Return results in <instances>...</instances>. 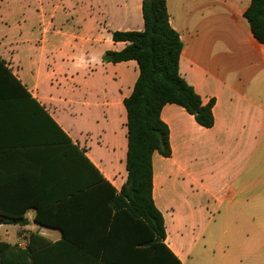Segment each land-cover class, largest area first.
<instances>
[{
    "label": "crops",
    "instance_id": "crops-1",
    "mask_svg": "<svg viewBox=\"0 0 264 264\" xmlns=\"http://www.w3.org/2000/svg\"><path fill=\"white\" fill-rule=\"evenodd\" d=\"M250 1L166 0L170 25L183 42L179 73L203 104L214 100L211 128L175 104L160 112L171 154H152V199L164 220V243L181 264L194 252L201 259L211 253L204 237L218 216L220 236L233 230L245 242V264L262 262L264 223L254 217L264 214V46L243 17ZM197 2H204L206 15L193 26L182 22L183 40L172 6L186 20ZM141 4L0 0V148L23 143L49 150L60 128L120 191L127 176L123 101L139 70L134 60L107 63L102 57L127 45L113 33L143 30ZM15 167L0 164V179ZM243 212L251 222L235 224ZM34 213L25 212L24 226L0 221V244L22 251L29 232L59 241L60 230L38 226Z\"/></svg>",
    "mask_w": 264,
    "mask_h": 264
},
{
    "label": "trees",
    "instance_id": "trees-1",
    "mask_svg": "<svg viewBox=\"0 0 264 264\" xmlns=\"http://www.w3.org/2000/svg\"><path fill=\"white\" fill-rule=\"evenodd\" d=\"M141 14L143 30L113 33L114 41L127 45L102 57L107 63L134 60L139 70L123 101L125 183L116 193L60 128L49 150L23 143L1 147L0 164L16 167L0 179V221L27 225L24 214L33 209V222L59 229L61 238L50 243L29 232L22 251L0 244V264H181L164 243V220L152 199V154H171L160 112L175 104L211 128L214 100L203 104L179 73L183 42L170 25L166 0H142ZM243 17L264 46V0H251Z\"/></svg>",
    "mask_w": 264,
    "mask_h": 264
},
{
    "label": "rangeland",
    "instance_id": "rangeland-1",
    "mask_svg": "<svg viewBox=\"0 0 264 264\" xmlns=\"http://www.w3.org/2000/svg\"><path fill=\"white\" fill-rule=\"evenodd\" d=\"M174 1V0H172ZM204 1V0H202ZM196 2V1H195ZM244 4V2L242 3ZM200 5L203 6L204 2L201 4L199 2L195 3L194 6L190 9V12L188 14V17L186 20H180L178 11L176 7L172 6L171 11L175 13L177 22H173L174 26L179 29V32L181 33L182 39L184 40L185 35L187 34L182 25V22L184 24L193 26L195 19L200 16L201 14L206 15L204 13V10L200 8ZM245 23V22H244ZM254 189H256L257 185L255 184L252 186ZM255 221L258 223H264V214L256 215ZM251 221H248V218H245V213L243 212L242 215H239L235 221V224L243 226ZM219 224V216L214 224L205 233V239L204 243L207 245V248H212V251L208 256L205 258H197L195 257V252L191 256V260L187 264H212L214 261V264H245V242L237 240L235 233L233 230L225 235L220 236V233L217 232L216 227ZM41 232V228H37ZM242 233V232H241ZM240 233V234H241ZM46 234V232H44ZM19 241L21 242V238H19ZM18 241V242H19ZM202 248V246H200ZM200 247L196 248V251L201 249ZM261 260L260 264H264V254H261ZM222 259V260H221Z\"/></svg>",
    "mask_w": 264,
    "mask_h": 264
},
{
    "label": "built area",
    "instance_id": "built-area-1",
    "mask_svg": "<svg viewBox=\"0 0 264 264\" xmlns=\"http://www.w3.org/2000/svg\"><path fill=\"white\" fill-rule=\"evenodd\" d=\"M25 236H21V242H24L25 240ZM21 242L19 243V245L21 244Z\"/></svg>",
    "mask_w": 264,
    "mask_h": 264
},
{
    "label": "water",
    "instance_id": "water-1",
    "mask_svg": "<svg viewBox=\"0 0 264 264\" xmlns=\"http://www.w3.org/2000/svg\"><path fill=\"white\" fill-rule=\"evenodd\" d=\"M0 224H1V222H0Z\"/></svg>",
    "mask_w": 264,
    "mask_h": 264
}]
</instances>
